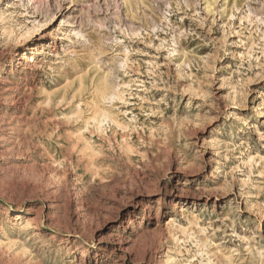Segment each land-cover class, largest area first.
<instances>
[{
  "label": "rangeland",
  "instance_id": "1",
  "mask_svg": "<svg viewBox=\"0 0 264 264\" xmlns=\"http://www.w3.org/2000/svg\"><path fill=\"white\" fill-rule=\"evenodd\" d=\"M170 255L264 264V0H0V264Z\"/></svg>",
  "mask_w": 264,
  "mask_h": 264
},
{
  "label": "bare ground",
  "instance_id": "2",
  "mask_svg": "<svg viewBox=\"0 0 264 264\" xmlns=\"http://www.w3.org/2000/svg\"><path fill=\"white\" fill-rule=\"evenodd\" d=\"M27 59H29L30 62H33V59L32 58H29L27 57ZM20 94V93H19ZM18 96V95H17ZM16 95H13V94H10V97H6V99H11L12 101H16V104H17V107L20 106L22 103H23V100H25V98H17ZM18 99V100H17ZM8 101V100H6ZM96 105V111H95V114H94V117H93V120L95 122L98 123V125L100 126L102 121L103 120H107L108 118H110L109 114L105 111V110H102L98 105L97 103L95 104ZM15 112H12V114L9 116V117H12L14 115V113H16V110H14ZM80 118H78L79 120ZM92 120V121H93ZM13 121V119H10L9 122ZM111 121V120H110ZM112 122V121H111ZM12 123V122H11ZM10 124V123H9ZM14 124V123H13ZM88 124V123H87ZM11 129V128H10ZM11 131V130H10ZM176 207V205H175ZM31 213V210H27L26 214L25 215H28ZM174 220L171 218V221H170V224L173 223ZM174 253V251H172L170 254ZM174 262V257L173 256H168L165 260V264H172Z\"/></svg>",
  "mask_w": 264,
  "mask_h": 264
}]
</instances>
